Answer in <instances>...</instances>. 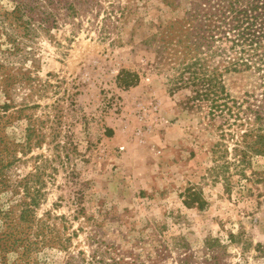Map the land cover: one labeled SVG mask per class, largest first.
Listing matches in <instances>:
<instances>
[{"label":"rangeland","instance_id":"1","mask_svg":"<svg viewBox=\"0 0 264 264\" xmlns=\"http://www.w3.org/2000/svg\"><path fill=\"white\" fill-rule=\"evenodd\" d=\"M16 1L0 0V238L16 241L0 264H264V71L223 74L211 113L160 40L200 0Z\"/></svg>","mask_w":264,"mask_h":264},{"label":"trees","instance_id":"2","mask_svg":"<svg viewBox=\"0 0 264 264\" xmlns=\"http://www.w3.org/2000/svg\"><path fill=\"white\" fill-rule=\"evenodd\" d=\"M16 3L20 14L34 11L33 0ZM160 40L165 60L174 65L178 74L175 84H180L181 89H192L196 99L210 104L211 113H223L230 100L223 74L264 71V0H200L191 5L183 19L164 28ZM3 125L0 118V175L6 167ZM255 145L264 147V134L256 135L252 147L256 154H264V148H254ZM187 198V203L199 201L195 193ZM31 203L35 205L36 200ZM198 203L201 208L205 205ZM0 240L4 251L16 245L9 235Z\"/></svg>","mask_w":264,"mask_h":264}]
</instances>
